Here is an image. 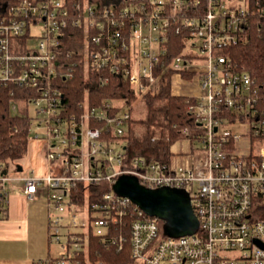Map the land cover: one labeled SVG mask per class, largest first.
Masks as SVG:
<instances>
[{"label":"built area","instance_id":"2783aa9c","mask_svg":"<svg viewBox=\"0 0 264 264\" xmlns=\"http://www.w3.org/2000/svg\"><path fill=\"white\" fill-rule=\"evenodd\" d=\"M254 19L264 27V0H124L102 9L91 0H0V89L12 114L26 102L29 140L41 144L48 165L46 175L24 176L0 163V205L17 181L28 200L46 190L49 239L62 247L34 264H73L91 235L119 249L128 242L139 264H264V83L222 53ZM75 32L76 51L67 48ZM81 66L88 86L122 77L138 95L167 73L172 84L199 78V92L185 95L197 125L183 130L193 142L190 165L180 161L184 154L168 162L128 150L125 101L80 102L69 112L64 83ZM122 177L185 191L198 231L167 236L161 219L114 191Z\"/></svg>","mask_w":264,"mask_h":264},{"label":"trees","instance_id":"16d2710c","mask_svg":"<svg viewBox=\"0 0 264 264\" xmlns=\"http://www.w3.org/2000/svg\"><path fill=\"white\" fill-rule=\"evenodd\" d=\"M91 1L96 3L100 9L104 8L106 3L124 4V0ZM256 22V19L252 20L251 28H248L247 34L238 45L226 48L222 53L234 61L239 69L249 73L258 83L262 84L264 83V27L259 26L258 28ZM75 33L76 39L68 42L69 50H78L79 34ZM177 40L176 43L180 41V39ZM178 53V49L170 50L172 55ZM171 76V73H167L149 92L138 95L129 82L122 77H111L109 83L104 86L98 83L88 86L81 66L74 79L64 83L66 107L69 112H72L73 105L80 102L88 101L92 105H98L102 101H125L130 108L131 117L128 131L122 139L126 142L128 150L145 155H155V158L160 161L170 162L174 156L171 151L172 145L187 139L183 130L185 128H189L192 132L197 130L194 118L188 113L189 98L174 93ZM90 80L97 81L98 76H91ZM26 92L20 89L17 90L16 95L23 98L26 97ZM20 100L21 114L14 115L10 109L11 100L8 91L0 89V163L8 164L20 160L28 150L30 120L27 115L29 110L26 102ZM139 100L144 103L145 113L141 118H135L132 114V107ZM91 199L96 200L94 196ZM5 210L6 208L3 209L0 205L2 217L5 216ZM129 222L130 216L125 218V226L120 229L125 236L129 232ZM73 264L135 263L131 257L128 242L122 249H119L114 243H108L91 235L88 249L78 254Z\"/></svg>","mask_w":264,"mask_h":264},{"label":"crops","instance_id":"0c3cea01","mask_svg":"<svg viewBox=\"0 0 264 264\" xmlns=\"http://www.w3.org/2000/svg\"><path fill=\"white\" fill-rule=\"evenodd\" d=\"M35 143V142H30ZM37 143V142H36ZM37 172L47 171L44 158ZM35 172V173H37ZM40 175V173L38 174ZM23 189L13 187L6 205L5 216L0 218V264H34L51 257L48 206L44 209H31L41 190L33 200H28ZM14 192V193H13Z\"/></svg>","mask_w":264,"mask_h":264},{"label":"water","instance_id":"95a60500","mask_svg":"<svg viewBox=\"0 0 264 264\" xmlns=\"http://www.w3.org/2000/svg\"><path fill=\"white\" fill-rule=\"evenodd\" d=\"M18 170L21 171L22 167L18 166ZM114 191L131 199L149 216L161 219L167 236L192 235L199 229L191 199L181 189H149L140 185L136 178L122 177L114 184Z\"/></svg>","mask_w":264,"mask_h":264},{"label":"rangeland","instance_id":"374dc122","mask_svg":"<svg viewBox=\"0 0 264 264\" xmlns=\"http://www.w3.org/2000/svg\"><path fill=\"white\" fill-rule=\"evenodd\" d=\"M199 78L196 76H184L181 78H176L172 84V88L175 94L177 95H188L192 96L195 95L199 92ZM145 113V108H144V103L143 101L139 100L133 107H132V114L135 118H141ZM239 129L237 130H244V127H238ZM193 144L191 145V142L189 139H185L182 141H178L175 144L172 145L171 151L173 154H184L182 155V158L180 161H182L184 166L190 165L191 163V152H192ZM38 156H40L42 159L44 158L43 152L41 150V144L40 143H29L28 150L21 158L20 160L12 161L11 162V170L12 172H15V167L21 166L24 171L22 172V175L28 176V175H33V174H39L40 175H46L47 171L44 170L43 172H37V167H39L40 162L38 161ZM176 163L179 164V160H176ZM37 172V173H35ZM15 188L23 189L24 187V182L22 181H17L14 183ZM13 187H11V193L13 190ZM14 193V192H13ZM38 199L30 204L31 209H38L42 208L44 209V206H48L47 202V192H42L40 195L37 197ZM259 214L262 215L264 214V209L259 208ZM48 225V223H47ZM62 242H65V239H61ZM51 251V256L55 257L58 256L62 252V247L61 245L52 240L50 241V250ZM139 264V263H135Z\"/></svg>","mask_w":264,"mask_h":264}]
</instances>
